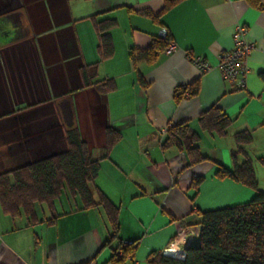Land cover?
Wrapping results in <instances>:
<instances>
[{
	"label": "crops",
	"instance_id": "0c3cea01",
	"mask_svg": "<svg viewBox=\"0 0 264 264\" xmlns=\"http://www.w3.org/2000/svg\"><path fill=\"white\" fill-rule=\"evenodd\" d=\"M164 5L0 0V174L65 152L68 133L77 130L100 162L90 189L118 207L119 223L117 237L107 243L112 229L104 209L84 208L67 189L53 208L36 206L34 224L23 213L13 218L0 204V264H149L153 252L176 253L196 242L200 212L244 204L256 194L217 171L220 165L233 168L234 135L243 130L253 135L244 149L256 177L264 168V0ZM105 20L115 21L105 31L112 41L107 56L96 24ZM239 24L254 45L243 87L240 79L226 81L218 68ZM163 29L176 50L134 63L131 52L149 49ZM194 57L210 68L201 70ZM196 80L199 92L177 102L175 90ZM212 106L232 119L224 135L200 125ZM184 122L199 135L207 160L190 165L185 150L163 147L168 129ZM108 127L121 137L106 153ZM246 157L239 153L236 162ZM120 241H136L137 249L133 258L113 262ZM168 250L166 255L175 254Z\"/></svg>",
	"mask_w": 264,
	"mask_h": 264
},
{
	"label": "trees",
	"instance_id": "16d2710c",
	"mask_svg": "<svg viewBox=\"0 0 264 264\" xmlns=\"http://www.w3.org/2000/svg\"><path fill=\"white\" fill-rule=\"evenodd\" d=\"M164 1L163 10L169 9L180 0ZM96 24L101 53L110 55L112 41L109 33L105 31L114 25L115 21H98ZM170 39L168 33L166 38L159 37L149 49L131 52L134 63L140 59L151 62L157 52L165 50ZM198 92L199 81L196 80L178 87L174 97L180 102ZM199 122L204 130L224 135L232 119L218 107L212 106L203 112ZM67 137L69 149L65 152L0 174V204L13 218L23 213L28 222L34 224L38 222L36 206L47 203L53 208L55 199L67 189L73 196L80 197L84 208L104 209L112 229L108 243L118 235V207L99 190L98 197H94L90 185L99 173L100 162L91 158L88 144L81 138L79 131L74 130L68 133ZM120 137L119 131L112 127L106 129V153ZM234 138L237 143V149L232 152L235 158L234 166L229 169L220 165L217 176L242 182L256 191L254 197L244 204L200 212L198 239L184 248L185 256L178 258L163 252H153L149 256V264H264V191L258 189L252 159L244 149L245 145L253 141V135L251 131L243 130L235 133ZM199 140V135L184 122L168 129L163 147L176 145L185 150L190 165H193L208 159L199 148ZM239 153L247 155L241 163L236 162ZM200 181L201 179L194 181L193 187L197 188ZM136 249V241L125 245L120 241L114 249L111 261H124L127 256L133 258Z\"/></svg>",
	"mask_w": 264,
	"mask_h": 264
},
{
	"label": "built area",
	"instance_id": "2783aa9c",
	"mask_svg": "<svg viewBox=\"0 0 264 264\" xmlns=\"http://www.w3.org/2000/svg\"><path fill=\"white\" fill-rule=\"evenodd\" d=\"M246 28L243 25H237L233 34L234 46L231 50L222 53L219 57L218 68L221 71L223 78L231 83L240 79V87L245 85V74L247 71V58L254 49V45L245 39ZM168 34L167 29H163L161 32L162 38H166ZM176 43L170 39L164 50L165 53L171 54L176 50ZM194 63L201 68L203 71H207L210 68V64L201 57H194ZM183 229L178 230V234L183 233ZM168 250V249H167ZM167 250L163 251L166 255ZM175 255L180 257L185 256V251H177Z\"/></svg>",
	"mask_w": 264,
	"mask_h": 264
},
{
	"label": "rangeland",
	"instance_id": "374dc122",
	"mask_svg": "<svg viewBox=\"0 0 264 264\" xmlns=\"http://www.w3.org/2000/svg\"><path fill=\"white\" fill-rule=\"evenodd\" d=\"M261 168L257 169V174L259 176V178L257 179L258 182V186L264 190V168H262V166H260ZM257 176V177H258Z\"/></svg>",
	"mask_w": 264,
	"mask_h": 264
},
{
	"label": "bare ground",
	"instance_id": "6f19581e",
	"mask_svg": "<svg viewBox=\"0 0 264 264\" xmlns=\"http://www.w3.org/2000/svg\"><path fill=\"white\" fill-rule=\"evenodd\" d=\"M175 251H176L175 249L168 250V253H172V252L175 253ZM169 255H170V254H169ZM173 255H174V254H173Z\"/></svg>",
	"mask_w": 264,
	"mask_h": 264
}]
</instances>
